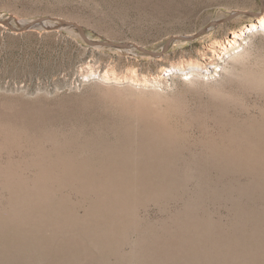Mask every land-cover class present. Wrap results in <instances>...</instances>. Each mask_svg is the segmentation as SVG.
<instances>
[{
	"label": "rangeland",
	"instance_id": "rangeland-1",
	"mask_svg": "<svg viewBox=\"0 0 264 264\" xmlns=\"http://www.w3.org/2000/svg\"><path fill=\"white\" fill-rule=\"evenodd\" d=\"M263 8L0 0L17 30L86 35L0 25V264H264V31L189 68Z\"/></svg>",
	"mask_w": 264,
	"mask_h": 264
},
{
	"label": "bare ground",
	"instance_id": "bare-ground-1",
	"mask_svg": "<svg viewBox=\"0 0 264 264\" xmlns=\"http://www.w3.org/2000/svg\"><path fill=\"white\" fill-rule=\"evenodd\" d=\"M238 14V13H236ZM220 21L214 22L211 27H207L202 30V34L210 32L212 29L216 28ZM264 31V9L256 13L252 23L249 26H245L242 29H233L229 31L223 38H213L208 46L203 51V57L199 58L198 62L191 63L189 67L192 72H197L200 74L206 73L207 75L213 74V70L218 73L224 68L222 65L223 61L226 63L228 57L233 54L236 55V50L243 49V41L245 38L253 32H262ZM194 36H181L180 41H194L198 39ZM203 36V35H202ZM127 50L137 48L135 44H128ZM236 51V52H235ZM151 56V55H150ZM153 58L161 57V54L151 56ZM187 74L184 66H172L169 69L164 70V75L167 77H175L179 74ZM191 74V72H190ZM188 75V74H187Z\"/></svg>",
	"mask_w": 264,
	"mask_h": 264
},
{
	"label": "water",
	"instance_id": "water-1",
	"mask_svg": "<svg viewBox=\"0 0 264 264\" xmlns=\"http://www.w3.org/2000/svg\"><path fill=\"white\" fill-rule=\"evenodd\" d=\"M264 9V8H263ZM255 15V14H253ZM236 16L233 15V17ZM51 21H59L61 22L62 24H66V25H73L75 27H77L81 33V35L86 39V35H85V30L83 29V27L79 26L78 24L76 23H72V22H68V21H65V20H60V19H55V18H41L37 21H34V22H31V23H28L24 26H21L19 30H17L11 23L9 20H3V19H0V25H3V26H7L9 27L10 29H12L13 31H18V32H24V31H28V30H31V29H45L47 28V24L50 23ZM102 45H105V46H109V47H113V48H118V49H126L128 48V44L130 43H116L114 41H111V40H106L104 41L103 43H101ZM137 49L138 50H141L149 55H157V53H153V52H150L146 49H143L142 47H139L137 46ZM168 47V45H166L165 49L166 50Z\"/></svg>",
	"mask_w": 264,
	"mask_h": 264
}]
</instances>
